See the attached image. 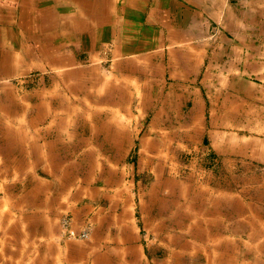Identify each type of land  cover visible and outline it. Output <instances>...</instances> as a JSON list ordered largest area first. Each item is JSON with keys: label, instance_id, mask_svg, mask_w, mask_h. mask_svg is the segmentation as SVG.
<instances>
[{"label": "crops", "instance_id": "1", "mask_svg": "<svg viewBox=\"0 0 264 264\" xmlns=\"http://www.w3.org/2000/svg\"><path fill=\"white\" fill-rule=\"evenodd\" d=\"M258 76L264 0H0V264H150L139 227L166 222L137 168L152 131L178 119L204 141L203 118L240 117ZM219 177L213 209L178 178L181 226L244 228Z\"/></svg>", "mask_w": 264, "mask_h": 264}, {"label": "rangeland", "instance_id": "2", "mask_svg": "<svg viewBox=\"0 0 264 264\" xmlns=\"http://www.w3.org/2000/svg\"><path fill=\"white\" fill-rule=\"evenodd\" d=\"M258 77L260 80L254 79L259 83L257 91L246 102L240 117L203 118L202 128L210 130L204 141L201 130L178 129V119L163 120L169 128L165 133L152 131L162 139V146L141 152L143 164L137 168L146 186L156 188V198L150 203L151 214H161L166 222L139 227V233L149 243L144 252L150 264H264V77ZM189 118H183L184 126ZM138 155L136 152V161ZM214 173L220 176L218 180L227 194L240 189L245 196L244 228L242 224H233L218 231L206 221L182 226L178 222L179 200L184 209L190 199L188 191L187 197L178 199V178L195 199L202 200L201 207L213 209L214 205L209 203L213 194L205 186ZM162 181L166 182L165 194L160 191ZM218 232L225 236L218 239Z\"/></svg>", "mask_w": 264, "mask_h": 264}, {"label": "built area", "instance_id": "3", "mask_svg": "<svg viewBox=\"0 0 264 264\" xmlns=\"http://www.w3.org/2000/svg\"><path fill=\"white\" fill-rule=\"evenodd\" d=\"M68 234L72 237H86L87 233L86 231H82L80 233H76L74 230H69Z\"/></svg>", "mask_w": 264, "mask_h": 264}]
</instances>
